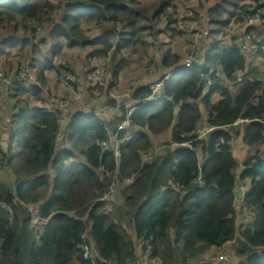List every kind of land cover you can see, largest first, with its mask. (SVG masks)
I'll list each match as a JSON object with an SVG mask.
<instances>
[{
    "label": "trees",
    "instance_id": "obj_1",
    "mask_svg": "<svg viewBox=\"0 0 264 264\" xmlns=\"http://www.w3.org/2000/svg\"><path fill=\"white\" fill-rule=\"evenodd\" d=\"M201 1L206 17L217 27L210 44L188 66L171 50L163 55L162 66L171 77L158 100L144 101L149 88L139 87L131 94L134 110L128 129L119 134L118 158L103 143L125 119L124 100L110 98L109 105L114 102L118 114L104 119L105 99L89 93L100 103L89 114L72 115L70 147H59L57 114L44 108L29 111L24 102L19 113L12 112V121H4L9 130L0 129V142L5 144L0 143V171L8 168L14 180L0 175V264H92L80 247L87 226L98 263L111 259L114 264H137L136 240L142 253L159 264H191L235 240L239 264H264V79L255 74L250 59L252 53L253 58L264 56V51L242 49L237 35L231 43L222 39L231 32L228 28L236 26L238 31L247 23L256 0ZM60 3L0 0V29L23 27L35 38L36 28L24 21L43 23L63 7L53 33L63 36L69 47L90 45L92 59L111 56L110 71L116 79L127 64L123 51H149L148 38L162 32L157 21H167L166 27L179 34L173 0ZM90 25H101L103 35L86 37L84 27ZM249 32L254 44L264 45V25ZM221 41L224 47L215 51ZM205 50L212 52L204 57ZM38 78L44 81L41 73ZM113 87L103 89L105 98ZM203 125L214 129L201 137L197 130ZM133 130L132 139H126ZM168 132L164 147L144 162V153L153 149L152 137ZM80 143L85 144L81 150L85 162L73 161ZM234 148L246 150L242 167ZM238 172L249 183L245 202L253 215L241 225L235 192ZM114 182L121 187L123 201L109 204L104 198ZM20 201L40 204V215L47 219L41 234L31 225L30 208Z\"/></svg>",
    "mask_w": 264,
    "mask_h": 264
},
{
    "label": "built area",
    "instance_id": "obj_2",
    "mask_svg": "<svg viewBox=\"0 0 264 264\" xmlns=\"http://www.w3.org/2000/svg\"><path fill=\"white\" fill-rule=\"evenodd\" d=\"M207 21H210V18H206ZM180 30L185 35L186 42L185 51L187 52V58L185 60V65L188 66L200 57V53L202 49L205 47L206 39L211 32V28L205 27V30H200L196 27L197 21L193 18V11L187 9L183 18L181 19ZM6 23L2 24L1 26L4 27ZM24 24L29 25L31 27L36 28V34L39 36L44 34V28L42 27L41 23L36 19H27L24 21ZM256 25H264V0H256L251 7L250 14L248 15L247 23L239 29L237 34V41L239 46L246 50L252 51L261 48L264 51V45H257L253 42V36L250 34V29L255 27ZM111 57V56H110ZM110 57L105 58L95 66L93 71L91 72L89 78L90 89L93 91V95L96 98L105 99L101 102V113H108V105L110 98H116L113 93L110 92V97L104 96L103 89L108 87L109 85H113L115 82L114 75L109 69V61H111ZM58 77L59 80L63 82L64 86L71 88L72 90L79 91L81 89L80 84L77 81L76 74L73 72L72 68L69 64L62 63L58 68ZM150 74H154L153 71L149 72ZM171 74L163 75L154 81H147L143 77H139L141 79H136L135 83L128 88V94L124 99V104L127 108V114L125 119L120 123L118 129L115 133L110 134V140L108 142H104V148H110V143H115L117 148L115 150V155L118 158L120 153V140L119 134L128 129L129 125L131 124V115L133 113V105L131 104L130 96L133 92H135L139 87L149 88L151 92L145 97V102H153L158 100L164 93L166 88V81L169 80ZM242 77H239L238 82L242 81ZM26 83H30L34 90L41 91L44 97L46 98L48 104L51 106L54 105L53 109H49L51 112L57 114V121L60 125V133L58 136V141L63 142L66 138V129L65 125L68 122V119L71 115L73 104L75 99L78 98L76 92H72L68 97H58L55 94L49 92L47 87L43 85L38 77L36 76L35 65L32 59L24 61L21 65H18L16 69L10 71H3V68L0 66V129L3 128V120H4V113L3 108L5 104V100L9 98L10 100V109L13 112L19 113L21 107L24 105V100L22 98H14L11 99L14 93ZM208 83L211 84L212 80L209 79ZM229 86L234 87V83L229 82ZM214 128L208 127L207 125L201 126L197 131L199 135L206 136L209 132L213 131ZM133 135L128 134L126 135V139H132ZM186 145V144H183ZM158 150L154 149L149 150L144 153L143 161H149L153 158L154 154H156ZM234 155H236V149L234 148ZM242 167V165H241ZM103 170V168H102ZM111 172H107V175H111ZM238 179V186L236 188V203H237V219L240 216H244V221L252 220L253 215L251 209L246 205L245 198L246 194L249 190V183L246 180H242L240 177V172L237 173ZM199 181L203 182V177L200 174ZM128 182H131V179H128ZM116 185L115 182L111 185L109 192L107 193L104 200L109 204L113 201V193ZM241 191V197H238L237 192ZM21 204L26 205L30 208V204H25L24 201H20ZM37 210L32 211V221L35 218V222L37 225L40 224V234L44 231L47 223V219L43 218L40 215V204L34 205ZM35 215V217H34ZM88 216L84 218L85 222H87ZM243 221V222H244ZM245 223V222H244ZM84 241L81 244V250L84 259L90 261L92 264H114L111 259H102L100 263L96 260V252L94 251V245L91 241L90 235V228L87 226L85 233H84ZM235 243V240L231 241ZM234 253L228 250H221L218 253H211V254H204L196 258L197 264H230L234 261ZM176 264H185V263H176Z\"/></svg>",
    "mask_w": 264,
    "mask_h": 264
},
{
    "label": "crops",
    "instance_id": "obj_3",
    "mask_svg": "<svg viewBox=\"0 0 264 264\" xmlns=\"http://www.w3.org/2000/svg\"><path fill=\"white\" fill-rule=\"evenodd\" d=\"M54 1H56L57 3L62 1L60 5L64 3V0H54ZM145 2L151 4L154 2V0H145ZM189 3H186L184 0H173L175 9L177 7L180 12L186 9ZM204 10L206 11V9ZM63 13H64L63 7H57L56 11L51 15L52 17L51 20L46 19L43 21V23L41 22V25L44 28V34L41 36H39L38 34L36 35L38 37L36 40V44L34 43L35 45L33 44V47L34 49H36V56H35L36 63L35 64H36L37 76L41 73L44 78V81H41L39 79L40 82H42L47 87L50 93L55 94L60 97H67L69 96L71 91L65 86L61 85L58 82V78H57L59 63L62 62L63 60L68 61L67 63L69 62L72 63L76 70V73L79 77L81 84L85 87V90H86L89 88L87 81L89 79L90 72L93 69V67L96 64H98L99 60L90 58V53L92 51V48L90 45H87L85 49H83L81 52L78 50H80L79 48L83 47L84 45L69 47L66 45V42L63 36L61 35L57 36L53 33V28H55L57 24L59 25V23L61 22ZM165 22L166 21H164L165 26L163 28H166L167 30V27H166L167 23ZM161 23L163 24V21ZM198 23L201 27L209 26L208 24H205L204 22H201V21H198ZM156 27L158 30H160L159 29L160 24L157 22H156ZM103 30L104 29L101 25H90V26L84 27V34L88 38L95 39L103 35L104 33ZM161 30H162L161 34H163V32L165 33L163 29ZM236 30H237L236 26L230 27L227 31L228 32L231 31V32L229 34H225V35L223 34L222 39H224L226 43H229V41H232L231 39L233 37H236L237 35L236 32L239 31V30L238 31ZM28 32H29L28 30L27 31L22 30L21 27L18 29H14V28L9 29L8 36H4V37L0 36V45H1L0 53H5L11 50H24L26 46L29 45V42H31L30 41L31 36L29 35ZM158 36L152 39L150 38L148 39V41L151 43V47H150L151 50L149 49L150 52L149 51L147 53L137 52V53H132V54L127 53L125 51L122 52V56L126 58L127 64L125 65V68L121 71L117 79V83L115 84V87L113 89L117 97H122L126 95L127 87L131 85L132 82H134V79L136 77L138 78V75H141L144 73V71H146V69L148 68L147 67L148 65L153 64L157 68L159 67L160 69V67H162L163 69L160 73L159 71H155V75L153 76L154 80L163 75L169 74L170 70H168L167 68L165 69L162 65L160 66L159 64L161 63L163 55L168 50H171L175 54L180 55L182 62L185 61L184 60L185 51L183 49L184 39L182 36H180L179 34H176L174 36V34L170 32V36H171L170 44H167L165 46L166 50L163 49V45L161 46L160 39ZM211 40H212V37H210L206 41L205 45H209ZM2 46L5 47V51L1 50ZM179 51H181V53ZM200 57L202 56L200 55ZM256 60H257V66H262V71H264V56H260L257 59H255V61ZM16 94H17L16 98L20 97L24 100L25 108L29 111L34 110L36 108H44L50 111L49 109L54 108V105L51 106L50 104H48L42 92L38 90H34L33 86L30 83H26L25 85H23L17 91ZM90 97H91L90 94L87 93V95L85 94L83 98L74 102L72 114L70 116V119L65 125V129H66L65 144L66 146L65 145L63 146L64 142L62 143L59 142L60 148L70 147L72 145V141L67 139L68 131H69L68 127L73 120L72 115L73 114L77 115L79 112H85L86 114H89L93 107H98L99 103L93 101V98H90ZM122 99L123 98L117 99L116 102L118 103L119 101H122ZM113 103H111L110 105V110H109L110 118H114L118 114V107L114 106ZM9 104H10V100L9 98H7L5 100V104L3 108L4 115H7V117L6 116L4 117L5 118L4 121H7V122L13 120V118L10 117L12 116L11 115L12 111L10 109ZM7 129L9 128L7 127ZM134 132L135 130L129 132L128 134L133 135ZM239 151H241V149L240 150L236 149V155H235L236 158H238ZM244 151L246 152V150ZM245 157H246V154H245ZM244 159L240 161L238 160V163H240V165H243ZM84 160H86V158L82 155H76L73 158V161H77V162H83ZM236 207H237V203H236ZM237 211H238V208H237ZM244 222L247 223V221H244ZM213 250L214 249H211L210 251H213ZM210 251H208L207 253H209ZM141 260L142 259H140L137 264H142Z\"/></svg>",
    "mask_w": 264,
    "mask_h": 264
},
{
    "label": "rangeland",
    "instance_id": "obj_4",
    "mask_svg": "<svg viewBox=\"0 0 264 264\" xmlns=\"http://www.w3.org/2000/svg\"><path fill=\"white\" fill-rule=\"evenodd\" d=\"M189 3V2H188ZM204 4L202 3V1L201 0H191V3H189L188 4V7L186 8V9H184L182 12H180L179 10H178V8L176 7V9H175V14H174V18L177 20V23H175L174 24V27L176 28V30L178 31V33H179V35L180 36H182L183 37V39H184V43L186 42V37H185V35L182 33V31L180 30V25H181V19L183 18V16H184V14H185V12L187 11V9H190V10H192L193 11V18L194 19H196V21H197V25H196V27L198 28V29H200V30H205L206 28L205 27H201L200 25H199V23H198V21H201V22H204L205 24H208L209 25V27L211 28V32H210V34L208 35V37L210 38V37H212L213 36V34H214V30H212V29H215V28H217L216 27V24L215 23H211L210 21H207V17H206V15H205V10H204ZM203 19V20H202ZM162 21H157V23H159L160 24V28L159 29H163V31H165V33L163 32V34H161V32L159 33V34H155V35H153V36H150L149 38L150 39H152V38H154V37H156V36H158L159 37V39H160V43H161V46L163 45V49H165V46L167 45V44H170V39H171V36H170V32L172 33V34H174L172 31H170L168 28H167V30H166V28H163L164 26H165V24H164V21H163V24L161 23ZM165 23H167V21L165 22ZM213 27V28H212ZM9 29H11V28H8L7 30H4V29H0V36H8L9 34H8V31H9ZM21 29L22 30H26L27 31V29L26 28H23V27H21ZM229 29V28H228ZM157 31V30H156ZM170 31V32H169ZM30 32V31H29ZM28 32V33H29ZM239 32V31H238ZM238 32H237V34H238ZM29 35L31 36L30 37V39H32V41L31 42H29V45H27L26 46V48L24 49V50H11V51H7V52H5V53H2L1 55H0V66L3 68V71H7V70H10V71H12V70H14V69H16V67H18V65H22L23 63H24V61H27V60H30V59H32V61L34 62V65H35V71H36V58H35V56H36V49H34V47H33V44L35 43L36 44V40H37V38H36V36H35V38H34V36L31 34V33H29ZM36 35V34H35ZM174 36H175V34H174ZM148 38V39H149ZM232 40V39H231ZM40 41V40H39ZM38 41V42H39ZM232 41H229V43H231ZM34 44V45H35ZM224 44H225V42L224 41H221L220 43H219V46H218V49H216L215 51H217V50H219V49H222L223 47H224ZM87 45H85L84 44V46L83 47H80L79 49L80 50H78V51H81L82 52V50L83 49H85V47H86ZM183 49H184V51H185V45H183ZM151 50V49H150ZM166 50V49H165ZM13 51V52H12ZM150 52V51H149ZM180 53H181V51H179ZM212 51H210V50H205L204 51V53H203V56L204 57H207L210 53H211ZM185 53V59L184 60H186V58H187V52L185 51L184 52ZM183 54V53H182ZM253 54V53H252ZM250 55V59H251V61H253L252 63L254 64V72H255V74H257L260 78H262V79H264V71H262V66H257V60L255 61V59H257V58H253V55ZM108 57H110V56H108ZM107 57V58H108ZM110 59H111V57H110ZM163 59V58H162ZM103 60V59H102ZM259 60V59H258ZM101 61V60H100ZM68 61H62V62H60L59 63V65H58V67L60 66V65H62V63H66V64H69L70 65V67L72 68V70H73V72L77 75V73H76V70H75V68H74V66H73V64L72 63H67ZM99 63V62H98ZM184 63H185V61H184ZM160 64V66L162 65V60H161V63H159ZM97 65V64H96ZM95 65V66H96ZM95 66L93 67V69L95 68ZM148 68L146 69V71H144V73L143 74H141V75H138V80L139 79H141L142 77L145 79V80H147V81H154V75H155V71H159V73L163 70L162 69V67H160V69H159V67L157 68L155 65H148L147 66ZM93 69L91 70V72L93 71ZM109 69H110V61H109ZM150 71H153V73L154 74H150L149 72ZM91 72H90V75H91ZM159 75H161V74H159ZM36 76H37V71H36ZM38 77V76H37ZM139 77H141V78H139ZM57 78H58V82L61 84V85H63L64 86V84H63V82L62 81H60L59 80V77H58V75H57ZM76 78H77V81H78V83L80 84V86H81V89L79 90V91H75V90H72L71 88H68V87H66V88H68L70 91H71V93L72 92H76V94H77V96H78V98L77 99H75V101H78V100H80L81 98H83L84 96H85V94L87 95V93L89 94V93H93V91L91 90V89H86L85 90V87L81 84V82H80V80H79V77H78V75L76 76ZM89 78H90V76H89ZM39 79V78H38ZM114 79H115V83L114 84H116L117 83V79H116V77H114ZM136 79H137V77L134 79V82H132L131 83V85H129L128 87H127V89L128 88H130L134 83H135V81H136ZM88 86H90V84H89V79H88ZM42 83V82H41ZM43 84V83H42ZM226 84V83H225ZM44 85V84H43ZM227 85L229 86V82L227 81ZM229 87H231V86H229ZM113 89H114V87L111 89V93H113L114 95H115V99H121V98H123L122 100H124L125 99V97L127 96V94H128V90H127V93H126V95L125 96H122V97H117V95L114 93V91H113ZM18 91V90H17ZM16 91V92H17ZM15 92V93H16ZM70 93V94H71ZM69 94V95H70ZM57 96V95H56ZM58 97H60V96H58ZM68 97V96H67ZM14 98H16V96H13L11 99H14ZM74 101V102H75ZM100 103V102H99ZM74 105V104H73ZM73 110V109H72ZM110 105H108V113H104L105 115H103L102 113H101V116L104 118V119H107L108 117H110ZM13 112V111H12ZM71 114H72V112H71ZM206 115V114H205ZM71 116V115H70ZM69 119H70V117H69ZM68 119V120H69ZM206 120V119H205ZM2 129H7L6 127H5V124H4V120H3V128ZM9 130V129H8ZM170 139V133L168 132V133H165V134H159V135H157V136H153L152 137V140H153V149H152V151L154 150V149H156V150H161V148H163L164 146H163V144L166 142V141H168ZM64 142V144H63V146L65 145L66 146V144H65V140L63 141ZM1 143V146L3 147V146H5V144L3 143V142H0ZM85 146V144L84 143H80L79 144V150H77V153H78V155L80 154V155H82V153H81V150H82V148ZM110 146L113 148V149H116L117 148V145L115 144V143H110ZM236 149V148H235ZM245 154H247L244 150H241V151H239V154H238V160L240 161V160H242V159H244L245 158ZM80 157V156H79ZM86 160H84L83 162H85ZM241 166V165H240ZM0 175L1 176H3L5 179H9V180H14V176H13V174H12V171L11 170H9L8 168H5V169H3V170H1L0 171ZM121 187L120 186H117V187H115V189H114V193H113V201L114 202H118V203H121L123 200H122V198H121ZM108 207H110V205L108 206ZM30 208H32V211H34V214H35V211L37 210V208H35L34 207V205H32V204H30ZM34 217H35V215H34ZM31 221H32V219H31ZM244 221V216H240V217H238V219H237V224L238 225H241V223ZM31 225L35 228V230H36V232H38V233H40V228H41V226H40V224L39 225H37L36 224V222H35V218L33 219V221H32V223H31ZM135 243H136V249H137V253H138V255H139V257H140V259H142L141 260V263L142 264H159L158 262H157V260H155V259H150L149 258V255L148 254H144V253H142V249H141V247H142V245H141V242L139 241V240H136L135 241ZM233 246H234V243L233 242H228V243H226L225 245H223V247H221V248H218V249H215L214 248V250L213 251H210L209 252V254H211V253H213V254H215V253H218V252H220L221 250H228V251H231V252H233L234 253V250H233ZM230 249V250H229ZM208 254V253H207ZM234 257H235V259H234V261L232 262V263H230V264H239V260H240V258L239 257H237V259H236V255H235V253H234ZM139 259V260H140ZM191 264H197L196 263V260L194 259L192 262H191Z\"/></svg>",
    "mask_w": 264,
    "mask_h": 264
},
{
    "label": "water",
    "instance_id": "obj_5",
    "mask_svg": "<svg viewBox=\"0 0 264 264\" xmlns=\"http://www.w3.org/2000/svg\"><path fill=\"white\" fill-rule=\"evenodd\" d=\"M237 195H238V197H241L242 192H241V191H238V192H237Z\"/></svg>",
    "mask_w": 264,
    "mask_h": 264
}]
</instances>
